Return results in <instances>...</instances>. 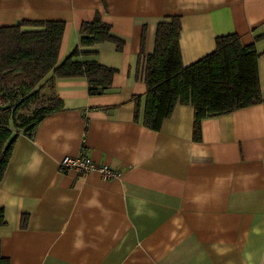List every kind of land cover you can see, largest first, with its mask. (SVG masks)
<instances>
[{"label": "crops", "instance_id": "crops-1", "mask_svg": "<svg viewBox=\"0 0 264 264\" xmlns=\"http://www.w3.org/2000/svg\"><path fill=\"white\" fill-rule=\"evenodd\" d=\"M96 14L121 51L80 45L81 24ZM174 15L184 66L237 34L258 53L264 96V0H0V27L62 21L59 62L78 47L116 70L97 95L81 77L44 83L62 109L32 138L18 134L0 182V251L10 264H264V104L203 118L199 141L189 104L156 131L134 120L144 57L157 23ZM79 155L120 175L60 170L63 157Z\"/></svg>", "mask_w": 264, "mask_h": 264}, {"label": "trees", "instance_id": "trees-1", "mask_svg": "<svg viewBox=\"0 0 264 264\" xmlns=\"http://www.w3.org/2000/svg\"><path fill=\"white\" fill-rule=\"evenodd\" d=\"M180 30L177 15L157 23L154 49L144 57V101L141 106V97H134V120L156 131L176 104H189L194 108L193 140L199 141L203 118L264 104L258 80V53L254 46L243 45L237 34H227L216 37L213 51L184 66ZM63 31L62 21L23 20L0 27V182L18 134L32 138L45 116L62 109L60 98L42 92L45 82L85 78L90 95L106 92L112 83L116 70L100 64L94 51L82 52L75 47L58 61ZM79 35L81 46L108 41L121 51L124 45L122 39L110 33V25L99 14L81 24ZM140 52L143 54V49ZM30 102L37 103V110L30 116L17 115ZM4 224L0 207V226ZM0 264H10L1 251Z\"/></svg>", "mask_w": 264, "mask_h": 264}, {"label": "built area", "instance_id": "built-area-1", "mask_svg": "<svg viewBox=\"0 0 264 264\" xmlns=\"http://www.w3.org/2000/svg\"><path fill=\"white\" fill-rule=\"evenodd\" d=\"M61 171L73 169L79 173H87L91 170H97L105 179L118 177L120 173L103 164H96L88 157L79 155L76 157L65 156L59 161Z\"/></svg>", "mask_w": 264, "mask_h": 264}, {"label": "rangeland", "instance_id": "rangeland-1", "mask_svg": "<svg viewBox=\"0 0 264 264\" xmlns=\"http://www.w3.org/2000/svg\"><path fill=\"white\" fill-rule=\"evenodd\" d=\"M36 108H37V103L30 102V104H28L25 107L19 109V111L17 112V115L30 116L34 111L37 110Z\"/></svg>", "mask_w": 264, "mask_h": 264}]
</instances>
